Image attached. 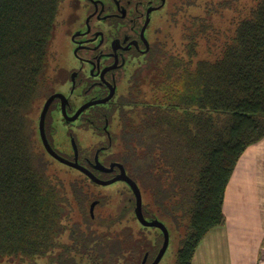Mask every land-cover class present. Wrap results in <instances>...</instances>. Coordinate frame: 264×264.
<instances>
[{
    "label": "trees",
    "instance_id": "trees-1",
    "mask_svg": "<svg viewBox=\"0 0 264 264\" xmlns=\"http://www.w3.org/2000/svg\"><path fill=\"white\" fill-rule=\"evenodd\" d=\"M63 1L0 0V262L139 264L134 219L100 209L91 218L93 184L68 178L36 135ZM229 1L238 12L222 34L216 17L225 9L184 0L127 95L124 164L155 218L178 234L174 264H192L224 223L234 167L264 138V0Z\"/></svg>",
    "mask_w": 264,
    "mask_h": 264
},
{
    "label": "flooded vegetation",
    "instance_id": "flooded-vegetation-1",
    "mask_svg": "<svg viewBox=\"0 0 264 264\" xmlns=\"http://www.w3.org/2000/svg\"><path fill=\"white\" fill-rule=\"evenodd\" d=\"M183 2L72 0L71 12L63 29L72 60L69 63L56 60L52 81L40 109L52 97L43 118V134L51 151L62 162L42 146L38 131L41 111L39 116L38 110L34 113V127L45 157L55 165L59 164L65 173L75 174L86 180V184H93L97 191L99 199L92 202L95 203L92 211V203L88 205V215L93 218L100 209L119 214L126 212V217L134 219V233L143 235L144 250L139 264L153 263L163 242L161 230L144 227L138 222L135 197L124 181L97 184L87 177V172L101 183L120 177L122 171L133 181L124 164L122 140L123 122L128 116V91L138 73L150 65L152 54L174 24L172 15L179 6H183ZM57 134L65 145L55 140ZM108 187H113L111 193ZM123 194L127 197L123 198ZM125 199L132 201V206L120 203ZM141 199L144 220H157L153 209L155 204L149 200L148 203L142 196ZM101 202L105 204L99 206ZM161 220L169 239L172 238L177 245L178 234L166 220Z\"/></svg>",
    "mask_w": 264,
    "mask_h": 264
},
{
    "label": "crops",
    "instance_id": "crops-1",
    "mask_svg": "<svg viewBox=\"0 0 264 264\" xmlns=\"http://www.w3.org/2000/svg\"><path fill=\"white\" fill-rule=\"evenodd\" d=\"M222 213L224 223L206 234L192 264H264V138L238 159Z\"/></svg>",
    "mask_w": 264,
    "mask_h": 264
},
{
    "label": "rangeland",
    "instance_id": "rangeland-1",
    "mask_svg": "<svg viewBox=\"0 0 264 264\" xmlns=\"http://www.w3.org/2000/svg\"><path fill=\"white\" fill-rule=\"evenodd\" d=\"M210 1V0H209ZM214 3H211L214 6V11L217 8H221V9H225L221 12H224L223 14H220V16L216 17L217 19V30L224 34L226 33V31L228 30L229 26H228V20L233 19L236 15V13L238 12V8L237 6H235V4L233 3V1H229V0H211ZM228 1V2H227ZM72 5V0H65L63 1L62 5H61V10L60 13L58 15V22L56 24V35H55V40L53 42V47H52V67L51 70H53L55 68V62L58 59V63L64 61L66 63H69L72 60V54L70 52V47L68 44V39L64 38V34H66V32H64V26H65V22L67 19V15L71 12L70 10V6ZM203 4L201 3V5L197 8L200 9V11H202L203 9ZM224 32V33H223ZM171 34L173 36L177 35V32L175 30H171ZM43 102L41 101L39 106L37 107V109H35V112L37 111V115L39 116L40 113V109L42 106ZM37 116V117H38ZM55 140L60 144V145H65V141L63 142V138H60V135L57 134L55 136ZM57 168L60 169L63 173H65V169L62 168L59 164H56ZM68 176V178H71L73 180H78L80 181V178H78L75 174L72 173H67L66 174ZM71 177H70V176ZM74 177V178H73ZM77 178V179H75ZM111 186V185H110ZM110 188V189H109ZM113 189V187H108V191L111 193V190ZM80 190V189H79ZM113 192V191H112ZM98 194V193H97ZM127 196L123 194V198H126ZM144 202V201H143ZM175 242L172 238L169 239V245L167 247V250L165 251L161 261L159 264H174V251H175ZM0 264H12L10 262H0ZM38 264H44V263H38Z\"/></svg>",
    "mask_w": 264,
    "mask_h": 264
},
{
    "label": "water",
    "instance_id": "water-1",
    "mask_svg": "<svg viewBox=\"0 0 264 264\" xmlns=\"http://www.w3.org/2000/svg\"><path fill=\"white\" fill-rule=\"evenodd\" d=\"M52 99V97L50 99H48L44 105H43V108L41 110V113H40V116H39V120H38V131H39V136H40V140H41V144L42 146L44 147V149L51 155L53 156L54 158L58 159L59 161L61 159H59V157H57L52 151L51 149L49 148L48 144H47V141L45 139V136L43 134V118H44V115H45V112H46V109H47V106L50 102V100ZM84 108V107H83ZM82 108V109H83ZM80 109L79 112L82 110ZM78 112V113H79ZM77 113V114H78ZM62 162V161H60ZM73 166V165H71ZM75 167V166H74ZM98 169L101 170V167H97ZM87 177L92 180L94 183H97V184H103V185H109V184H112L113 182L117 181V180H122L124 181L129 187L130 189L132 190L133 192V195L135 197V202H136V218L138 220V222L144 226V227H155V228H159L163 234V242H162V245L157 253V256L156 258L154 259L153 263L152 264H157L159 262V260L161 259L162 255L165 253L167 247H168V244H169V235H168V232L167 230L165 229V226L163 225V223L159 220H154V221H150V222H147L144 220V218L142 217V214H141V203H142V199H141V193H140V190H139V187L137 186L136 183H134L132 180H130L126 175L125 173L122 171L121 172V176L120 177H117L111 181H108V182H99L94 176H92L89 172H87ZM95 203H92L91 205V211L93 210V207H94Z\"/></svg>",
    "mask_w": 264,
    "mask_h": 264
}]
</instances>
